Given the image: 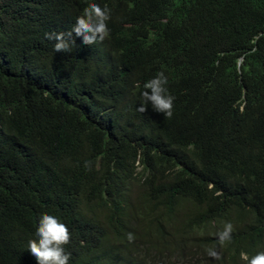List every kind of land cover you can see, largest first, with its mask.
<instances>
[{
  "label": "trees",
  "instance_id": "16d2710c",
  "mask_svg": "<svg viewBox=\"0 0 264 264\" xmlns=\"http://www.w3.org/2000/svg\"><path fill=\"white\" fill-rule=\"evenodd\" d=\"M149 2L154 16L54 52L45 33L70 31L87 0H0V264H37L25 247L44 212L71 233L68 264H200L218 249L240 264L264 242V0ZM148 23L193 44L160 47L171 118L136 110L157 70L133 30ZM200 85L203 104L188 102Z\"/></svg>",
  "mask_w": 264,
  "mask_h": 264
},
{
  "label": "clouds",
  "instance_id": "9594fccd",
  "mask_svg": "<svg viewBox=\"0 0 264 264\" xmlns=\"http://www.w3.org/2000/svg\"><path fill=\"white\" fill-rule=\"evenodd\" d=\"M109 1L111 3H107ZM87 3L88 5L83 9L82 14L76 17L75 23L70 31L45 33L46 39L55 41L53 44L54 52H70L75 44L73 33L76 36L82 37V43L93 45L97 41H103L109 36L110 30L108 28V23L110 22L118 24V21L128 17L130 14H136L137 20L139 16L142 15H155L149 8L152 7L149 0H107L106 3H103L102 0H87ZM167 22L168 18L164 16L160 18L158 24L162 23L163 25ZM121 25L122 26L118 25V28L125 30L130 26V22H121ZM133 30H135L142 39L146 40L148 44L147 52L150 57V60H148L149 67L154 66V68H157L156 71H153L149 75L150 78L143 83L144 91L141 93L143 101L136 110L143 113L146 111V105L150 103L156 112L163 113L166 118H171L173 115L175 97L170 90V78L163 68L164 59L160 52V47L162 46V42L168 44L169 41L172 46L185 57L191 51L193 44H191L192 42L180 40L179 43H177L172 36L162 32H159L158 35L153 28L150 27V23L144 25L141 32H139L137 28ZM202 88L203 86L200 85L192 89L188 96V102L195 103V105L204 102L205 96L201 94ZM198 94L200 96H198ZM241 99L245 100V92ZM85 166H88L87 162ZM210 187H212L211 184ZM219 215L221 214H217L211 219V222H208L214 226L213 228L216 227V221L222 218ZM203 222L207 223L205 221ZM174 223L175 222H173L171 227L174 226ZM32 224H34L36 230L33 228V232L28 238V244L27 247H25L26 256H30L31 259H36L37 264H68L71 254L65 251V245L70 243L71 233L67 225L61 222L56 216L47 212L39 215L37 224ZM124 227L129 233H124V236L131 241L133 239L132 235L135 234V224L130 223L129 225H124ZM196 229L199 231L200 235L203 234L198 228ZM232 231V224H225L222 232L219 233L220 242L223 243L226 240H230ZM33 235H35V238L31 239ZM145 238L146 236L143 238L144 241ZM256 238H258L257 234ZM258 245L259 250H256L254 253L248 254L242 252L240 254V264H264V242L261 243L259 238ZM148 246L153 251L159 249L150 244H148ZM224 256H226V254L218 249L217 254L211 255V260L202 261V256L200 254L198 258L201 260L200 264H220Z\"/></svg>",
  "mask_w": 264,
  "mask_h": 264
}]
</instances>
